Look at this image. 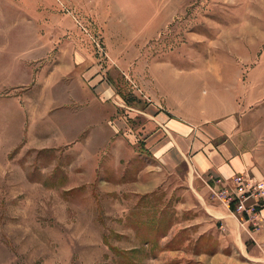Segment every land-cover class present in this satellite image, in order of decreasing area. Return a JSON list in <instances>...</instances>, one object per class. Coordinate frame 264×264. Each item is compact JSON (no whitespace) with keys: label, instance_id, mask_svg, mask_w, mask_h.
Wrapping results in <instances>:
<instances>
[{"label":"rangeland","instance_id":"374dc122","mask_svg":"<svg viewBox=\"0 0 264 264\" xmlns=\"http://www.w3.org/2000/svg\"><path fill=\"white\" fill-rule=\"evenodd\" d=\"M123 2L148 3L160 16L148 23L147 11L138 15L117 38L114 28L65 4L52 8L64 32L50 47L86 48L130 103H147L159 86L191 75L203 91L214 85L264 105V0ZM252 30L253 46L244 40ZM59 59L48 56L49 70ZM20 92L0 87V264H212L217 242L182 227L184 215L180 220L167 193L112 192L103 179L117 181L123 169L104 168L88 182L77 153L28 148L20 126L25 105L9 99Z\"/></svg>","mask_w":264,"mask_h":264},{"label":"crops","instance_id":"0c3cea01","mask_svg":"<svg viewBox=\"0 0 264 264\" xmlns=\"http://www.w3.org/2000/svg\"><path fill=\"white\" fill-rule=\"evenodd\" d=\"M142 3L147 9L123 0H0V87H20L9 99L25 105L20 115L25 145L77 153L88 182H97L104 168L123 169L117 181L103 179L112 192L167 193L180 220L184 215L182 227L217 242L212 264H264L239 219L212 197L213 188L240 173L264 179L263 103L254 105L247 97L240 102L214 85L203 91V82L191 75L159 86L147 103L141 96L130 103L86 48L48 43L64 32L53 9L67 4L84 10L122 38L124 25L136 23L138 15L148 12L147 22H157L160 8ZM49 55L60 58L51 70ZM145 153L150 160L126 179ZM262 217L260 240L264 209Z\"/></svg>","mask_w":264,"mask_h":264},{"label":"built area","instance_id":"2783aa9c","mask_svg":"<svg viewBox=\"0 0 264 264\" xmlns=\"http://www.w3.org/2000/svg\"><path fill=\"white\" fill-rule=\"evenodd\" d=\"M212 197L239 219L241 226L264 257V240L256 236L263 222L264 179L250 173H240L234 177L232 183L218 189L213 188Z\"/></svg>","mask_w":264,"mask_h":264},{"label":"bare ground","instance_id":"6f19581e","mask_svg":"<svg viewBox=\"0 0 264 264\" xmlns=\"http://www.w3.org/2000/svg\"><path fill=\"white\" fill-rule=\"evenodd\" d=\"M253 32V33H252ZM255 33V31L254 30H252L251 32H249V35H250V38L248 39L247 37H248V34H247V37L246 38H244V40L246 41V43H248L249 41H250V43H251V46H253L254 45V40H255V38H254V34ZM252 34V35H251ZM254 34V35H253ZM250 46V45H249Z\"/></svg>","mask_w":264,"mask_h":264}]
</instances>
